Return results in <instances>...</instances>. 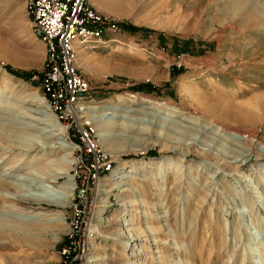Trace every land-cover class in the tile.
Here are the masks:
<instances>
[{"label":"rangeland","instance_id":"obj_1","mask_svg":"<svg viewBox=\"0 0 264 264\" xmlns=\"http://www.w3.org/2000/svg\"><path fill=\"white\" fill-rule=\"evenodd\" d=\"M95 9L135 31L119 27L77 61L89 85L82 104L108 109L62 121L38 80L5 69L40 74L44 52L22 0H0V142L31 135L75 148L48 156L73 165L71 181L56 184L74 188L65 209L42 201L19 211H58L64 226L18 219L0 188V225L42 229L27 237L0 226V264H58L74 231L87 264H264V0H101ZM139 84L149 92L131 90ZM33 93L47 108L22 101ZM23 152L0 164L17 167L4 183L19 195L43 188L48 164L36 160L42 151Z\"/></svg>","mask_w":264,"mask_h":264},{"label":"built area","instance_id":"obj_2","mask_svg":"<svg viewBox=\"0 0 264 264\" xmlns=\"http://www.w3.org/2000/svg\"><path fill=\"white\" fill-rule=\"evenodd\" d=\"M22 3L31 36L42 44L44 52L42 71L39 77L32 78L38 80L49 108L65 121L80 112L74 107L82 104L89 91L88 82L77 68L79 56L103 47L109 41L106 34L118 32L119 23L98 12L88 0H22ZM105 163L110 172L109 164ZM77 210L74 222L78 229L84 219L83 206ZM74 233L68 237V246L61 250L58 264L88 263L82 239Z\"/></svg>","mask_w":264,"mask_h":264},{"label":"bare ground","instance_id":"obj_3","mask_svg":"<svg viewBox=\"0 0 264 264\" xmlns=\"http://www.w3.org/2000/svg\"><path fill=\"white\" fill-rule=\"evenodd\" d=\"M99 1H101V0H93L94 4H97ZM25 99H26V102L27 101H30V102L33 101V102H36L38 106H42V107H46L47 108V105H46L44 99L42 97H40L38 94H36V93L28 94L27 96L23 97L22 101L23 100L25 101ZM152 102H154V101H151V103ZM257 102H258V100H257ZM74 109L75 110H79V111L95 110V111H98V112H103L106 109H108V106H104L102 108L100 106H93V105L86 106L85 104H80L79 106L74 107ZM245 111L246 112L244 113V115H246V116L253 115L251 112H248L247 110H245ZM207 115L209 116V115H211V113L209 114L207 112ZM223 115H225V114L223 113ZM75 116L76 115H74V116L71 115L69 117V119L70 118L72 119V117H73L74 120H76ZM239 116H242V115L241 114L240 115L239 114H234V115L231 116V119H234L236 122H240L239 121L240 120ZM220 118H221V116H220ZM65 121H67V119ZM224 127H226V126H224ZM57 136H62L65 140L69 139V136L66 135L64 129H62V128L58 129ZM81 136H82V138H85V139L87 137V140H88V136H83V135H81ZM33 137L34 138H32L31 135L27 136V137L23 136V139L20 140L21 142L9 141V143H6V145H3V142H0V147L1 148L5 147L4 148L5 152L0 156V164L3 165L4 162H6V160H8L10 158L11 154H9V153H11L13 150H22V151H24L23 155H25V156L29 155L33 151H38V152L42 151L43 154L40 155L41 158H38V159L36 158V160L37 161L40 160L38 162H41L45 158V156H47L44 159V162L48 161V164H46V165L44 164L43 165V162L40 163V165H43V171H44V172L42 171L43 173L40 172L41 175L43 176V177L41 176L42 177L41 180H42V183H43V188L33 191V193L36 192V194H33L30 191L26 192L27 195H19L18 193L17 194L10 193L9 191L14 189L15 185L13 183H9V185H7L4 182H5L6 178L10 177L9 176L10 172L13 170V168H15V167L12 166V167H10V168H8L6 170L4 169L3 172H0V188H5L6 187V189L9 190V191H7L6 189H4L5 191L3 190V191H1V193L4 194L3 196L6 199V202H7L9 207H16L14 213H12V214L14 216H17L18 219H21L24 222H26V221L29 222L33 218H34V220H38V218H39V219H42L44 221H50V222L54 223L55 225H61V226L63 225L64 226L63 217L58 213V211L52 212V211H48L46 209L45 210L44 209H39V211H37V213H36V215H34V217H30V216H28L26 214H22L21 212H19V211L25 210V208L27 207L26 205H30V204H32V202L33 203H40L42 201L53 203L57 209H61V210L65 209L64 207H66V206H64V204H66L67 201L71 200L70 197L73 195V191H74V188H70V187L67 186L68 183L66 185H64V186H57L56 185L57 183H59V179H66L68 181L69 180L71 181V176H72L71 173L73 171V167H72L73 165L70 164V163L60 162V160L59 161L57 160V164H56L54 159L52 160V162H54V163L50 164L51 163V158L48 157L50 154H52L54 152H59L61 150L64 151L66 149L67 150L69 149V150L72 151L73 149H75L74 146H70L69 147L67 145L66 146H64V145H56L55 142L52 143V145H49L48 140L47 141L46 140L41 141L38 138L35 139V136H33ZM3 139L4 138H3L2 133H1L0 134V141H2ZM52 139H55V137H53ZM22 140H24V141H22ZM88 141H89L88 142L89 144H87V148H89L93 153L97 152L98 151L96 149L97 146L95 147V145H93L94 143L92 141H90V140H88ZM50 142H52V141H50ZM71 154L73 155L72 152H71ZM50 157H52V156H50ZM19 158H21V157H19ZM17 161H18V159L16 160V162ZM105 164L106 165L109 164L110 167L112 165L111 161H106ZM136 166L137 165L135 163V164H132L131 166H128V167L125 166V167L128 168L130 171H132L133 168L136 167ZM125 167H121V169L125 170L126 169ZM123 172L124 171H120L119 173H123ZM149 216H151V215L149 214ZM119 222L121 223V221H119ZM13 224H14V221L7 220L0 226H3L5 229H7L10 232H12L13 229H14L15 231H18L21 234L26 235L27 237L30 236V235H33V237H34V235L37 232L39 233L40 230H42L41 228L37 227L36 228V232L34 233L33 231H35V229H32V228L27 227V226H24V228L20 227L21 229L18 230V229H16L17 227L14 228ZM40 234H41V232H40ZM134 240H137V239H131V241H134ZM132 256H134V255L132 254L131 257ZM166 258H163V259H166Z\"/></svg>","mask_w":264,"mask_h":264},{"label":"trees","instance_id":"obj_4","mask_svg":"<svg viewBox=\"0 0 264 264\" xmlns=\"http://www.w3.org/2000/svg\"><path fill=\"white\" fill-rule=\"evenodd\" d=\"M119 27L123 30V31H131V32H134L135 31V28L134 27H127L126 25L124 24H120ZM160 36V35H159ZM9 73L13 74V75H16V76H20L22 78H25V79H30L31 76H36V75H40V74H36L34 72H31V73H25V74H15L13 73L12 71H10L8 68H5ZM132 91L134 92H149L148 90H150L149 87H147L145 84H139V85H136L134 87H132L131 89Z\"/></svg>","mask_w":264,"mask_h":264},{"label":"crops","instance_id":"obj_5","mask_svg":"<svg viewBox=\"0 0 264 264\" xmlns=\"http://www.w3.org/2000/svg\"><path fill=\"white\" fill-rule=\"evenodd\" d=\"M90 4H92L95 7V4L93 2V0H88Z\"/></svg>","mask_w":264,"mask_h":264}]
</instances>
